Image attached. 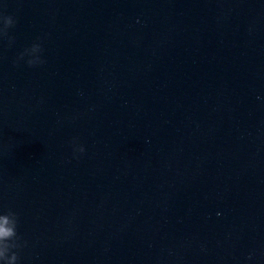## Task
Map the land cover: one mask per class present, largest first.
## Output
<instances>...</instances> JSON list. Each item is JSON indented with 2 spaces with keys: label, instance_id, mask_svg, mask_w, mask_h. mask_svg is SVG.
<instances>
[{
  "label": "clouds",
  "instance_id": "1",
  "mask_svg": "<svg viewBox=\"0 0 264 264\" xmlns=\"http://www.w3.org/2000/svg\"><path fill=\"white\" fill-rule=\"evenodd\" d=\"M0 20H2V23L6 28L14 26L15 23L11 16H0ZM20 58H23V53H21ZM27 63L29 66H33L37 63H42V61L28 60ZM79 151L83 152V147H80ZM9 215H13L17 218L16 214L11 211L0 215V248H8L12 250L19 248L20 245L17 243V240L19 239L16 232L17 222L9 226ZM0 260H6L8 264H16L18 256L15 252H12L11 259L8 260V258L4 255V251L0 250Z\"/></svg>",
  "mask_w": 264,
  "mask_h": 264
}]
</instances>
